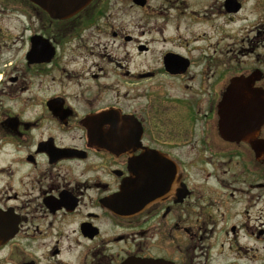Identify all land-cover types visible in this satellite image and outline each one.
Here are the masks:
<instances>
[{
    "label": "flooded vegetation",
    "instance_id": "obj_1",
    "mask_svg": "<svg viewBox=\"0 0 264 264\" xmlns=\"http://www.w3.org/2000/svg\"><path fill=\"white\" fill-rule=\"evenodd\" d=\"M48 9L0 0V264H185L234 219L259 239L264 0Z\"/></svg>",
    "mask_w": 264,
    "mask_h": 264
},
{
    "label": "rangeland",
    "instance_id": "obj_2",
    "mask_svg": "<svg viewBox=\"0 0 264 264\" xmlns=\"http://www.w3.org/2000/svg\"><path fill=\"white\" fill-rule=\"evenodd\" d=\"M261 209V218L257 220L256 209L253 210L255 229L264 231V204ZM238 219L229 220L223 227L222 233H199L193 241L186 242L185 264H264V233L256 239L257 233H229V226ZM201 238V239H200ZM240 248L246 250L242 253Z\"/></svg>",
    "mask_w": 264,
    "mask_h": 264
},
{
    "label": "water",
    "instance_id": "obj_3",
    "mask_svg": "<svg viewBox=\"0 0 264 264\" xmlns=\"http://www.w3.org/2000/svg\"><path fill=\"white\" fill-rule=\"evenodd\" d=\"M29 1L35 5L47 6L49 8L48 12L52 17L63 19V18L70 17L76 14L77 12H79L81 8L86 6L91 0H29ZM246 81L247 80H244V79H235L231 83V86L246 85ZM226 103H227V99L225 98L224 105ZM254 105L252 107H247L246 109L248 110L251 108L254 109L256 107V105L255 106ZM244 107H246V104H244ZM257 118H260V119L257 120ZM257 118H256L257 121L255 120V122L253 123V127L255 126L253 128V131L258 130L259 122L262 119L264 120V117L262 116H259ZM223 119H226V117L224 116ZM242 121L245 122V117L243 118ZM238 126H241V125H238ZM244 127H245L244 128L245 132H241V135L246 136L250 134L251 131H249V129L246 130V127H247L246 125ZM129 183L130 184L122 191V193L116 196L112 204L113 211L116 214L121 215V216H129V215L134 214V211L136 208L134 204L129 202V200L133 198L132 194L130 195L129 193L134 191V187L132 185L133 181L131 180ZM126 193H128V195ZM124 202H125V208H124ZM126 264H172V263L165 262L163 260H144V261L130 260Z\"/></svg>",
    "mask_w": 264,
    "mask_h": 264
}]
</instances>
